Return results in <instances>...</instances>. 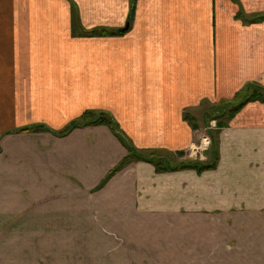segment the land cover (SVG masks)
<instances>
[{
  "label": "crops",
  "instance_id": "crops-1",
  "mask_svg": "<svg viewBox=\"0 0 264 264\" xmlns=\"http://www.w3.org/2000/svg\"><path fill=\"white\" fill-rule=\"evenodd\" d=\"M130 3L0 0V264H264V102L200 172L110 175L127 150L107 125L53 132L99 109L139 153L208 159L183 114L264 85V20L236 18L264 0H135L129 22ZM33 124L52 131H17Z\"/></svg>",
  "mask_w": 264,
  "mask_h": 264
},
{
  "label": "trees",
  "instance_id": "trees-1",
  "mask_svg": "<svg viewBox=\"0 0 264 264\" xmlns=\"http://www.w3.org/2000/svg\"><path fill=\"white\" fill-rule=\"evenodd\" d=\"M135 9V0H131L130 13L128 15V21L130 22L131 16ZM240 12L237 13L236 17H240ZM256 20H264V15L258 16ZM127 21V22H128ZM244 23H246L243 20ZM73 25L79 26V19L76 14L73 15ZM122 29H100L94 30L91 33L97 34H118L121 33ZM259 101L264 102V85L255 81L246 82L234 95L228 100H221L216 104L209 105L207 112H203L204 125H206L207 132V144L204 150L207 152L208 159L205 162L202 159L199 160H185L178 161L176 164L160 158L159 154L155 151H149L147 153H139L137 149L130 142L129 138L120 129L116 120L105 111H92L86 110L79 117L71 120L63 127L60 131H53L59 135H66L72 129L78 127H84L89 125L103 124L107 125L119 141L125 146L127 154L123 159L111 170L110 175L120 170L132 160H145L154 165L157 172L172 171L177 169L192 168L198 172L213 168L216 165L218 159V145H217V130L219 128L227 126L232 116L240 110L248 102ZM183 118L189 123L193 130L200 128L198 119L191 112L183 114ZM215 121V129L209 126L210 121ZM49 131L46 126L42 124H33L17 129V131ZM184 151L177 152L178 156L184 155Z\"/></svg>",
  "mask_w": 264,
  "mask_h": 264
},
{
  "label": "rangeland",
  "instance_id": "rangeland-1",
  "mask_svg": "<svg viewBox=\"0 0 264 264\" xmlns=\"http://www.w3.org/2000/svg\"><path fill=\"white\" fill-rule=\"evenodd\" d=\"M73 12H75V10H73ZM129 13H130V10H128V15H129ZM134 13V12H133ZM242 13V12H241ZM240 13V14H241ZM260 14H257V15H245L244 14V16L241 14V16L240 17H236L237 19H240L241 21L242 20H244L245 22H246V24L247 23H253V22H257L258 20H256L257 19V17L259 16ZM132 17H133V14H132V16H131V19H132ZM126 24V23H125ZM125 26V25H124ZM73 28L74 29H77L78 30V27L76 26V25H73ZM79 34H82V32L81 31H79ZM93 34H96V33H93ZM100 35H110V34H100ZM242 87V86H241ZM207 103L208 102H206V104L205 103H203L202 105H205V106H200L199 107V110L196 112V110H195V112L196 113H194V114H196L195 116H196V118L198 119V123H199V125H200V127H205L206 125H204V117H203V112H204V114H205V112H207V110H208V107L209 106H207ZM87 110H92V111H95V112H98L99 111V109H87ZM110 114V113H109ZM111 115V114H110ZM75 119V118H74ZM213 125H214V127L213 128H215V122H211ZM67 125V124H66ZM65 125V126H66ZM64 126V127H65ZM210 126V125H209ZM205 129H206V127H205ZM205 132H206V130H205ZM205 139H207L206 137H205ZM206 158L207 157H205V158H202V161L203 162H205V160H206ZM185 158H183V159H179V161H182V160H184ZM169 162H171V163H174V164H176L178 161H177V159H175L174 158V160H170Z\"/></svg>",
  "mask_w": 264,
  "mask_h": 264
},
{
  "label": "water",
  "instance_id": "water-1",
  "mask_svg": "<svg viewBox=\"0 0 264 264\" xmlns=\"http://www.w3.org/2000/svg\"><path fill=\"white\" fill-rule=\"evenodd\" d=\"M129 23L126 22L125 26L123 27V30H126L128 28Z\"/></svg>",
  "mask_w": 264,
  "mask_h": 264
}]
</instances>
